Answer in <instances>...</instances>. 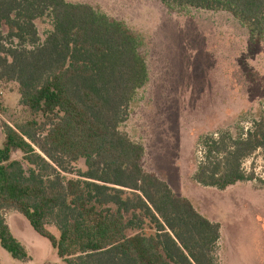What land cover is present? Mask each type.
<instances>
[{"label":"trees","instance_id":"obj_1","mask_svg":"<svg viewBox=\"0 0 264 264\" xmlns=\"http://www.w3.org/2000/svg\"><path fill=\"white\" fill-rule=\"evenodd\" d=\"M158 1L228 11L251 39L264 30V0ZM47 15L54 26L42 40L36 20ZM142 44L89 3L0 0V80L18 83L28 114L2 124L0 244L13 258L32 257L7 222L10 210L67 264H218L221 224L147 171L144 145L122 129L148 79ZM202 146L195 182L224 190L247 180L243 161L264 150V117L239 137L207 133ZM82 159L85 170L76 167Z\"/></svg>","mask_w":264,"mask_h":264},{"label":"rangeland","instance_id":"obj_2","mask_svg":"<svg viewBox=\"0 0 264 264\" xmlns=\"http://www.w3.org/2000/svg\"><path fill=\"white\" fill-rule=\"evenodd\" d=\"M68 1L93 5L143 39L148 79L122 129L144 145V168L221 224L218 264H264V150L244 159L249 179L224 190L193 180L205 134L239 137L264 117V30L251 39L250 29L228 11L170 9L158 0ZM36 25L43 40L54 21L47 15ZM18 87L0 80V148L3 122L28 117ZM12 158L22 159V152ZM76 167L85 170V161ZM8 221L32 258H13L0 244L1 264H67L23 214L10 210ZM49 228L59 235L55 224Z\"/></svg>","mask_w":264,"mask_h":264},{"label":"crops","instance_id":"obj_3","mask_svg":"<svg viewBox=\"0 0 264 264\" xmlns=\"http://www.w3.org/2000/svg\"><path fill=\"white\" fill-rule=\"evenodd\" d=\"M10 213V211L9 212H7L6 213V218H7V222L9 223V221H8V214ZM9 225H10V223H9ZM10 227H11V225H10ZM11 229H12V227H11ZM13 231V230H12Z\"/></svg>","mask_w":264,"mask_h":264}]
</instances>
